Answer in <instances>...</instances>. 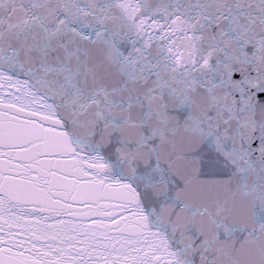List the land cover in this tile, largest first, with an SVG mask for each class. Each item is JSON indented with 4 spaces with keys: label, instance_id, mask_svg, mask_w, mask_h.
Segmentation results:
<instances>
[{
    "label": "snow or ice",
    "instance_id": "6c2138e0",
    "mask_svg": "<svg viewBox=\"0 0 264 264\" xmlns=\"http://www.w3.org/2000/svg\"><path fill=\"white\" fill-rule=\"evenodd\" d=\"M0 264H264V0H0Z\"/></svg>",
    "mask_w": 264,
    "mask_h": 264
}]
</instances>
